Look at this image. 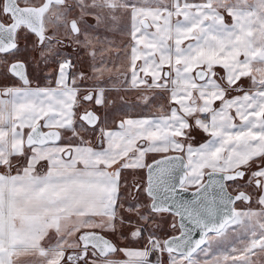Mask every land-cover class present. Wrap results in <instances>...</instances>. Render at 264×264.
<instances>
[{"label":"snow or ice","instance_id":"6c2138e0","mask_svg":"<svg viewBox=\"0 0 264 264\" xmlns=\"http://www.w3.org/2000/svg\"><path fill=\"white\" fill-rule=\"evenodd\" d=\"M118 14L132 22L131 87L152 91L139 97L145 108L166 103L113 130L97 112L105 90L87 86L102 70L89 77L62 50L94 59L108 42L96 33ZM40 63L55 64L45 87L30 78ZM0 79V264L264 256V0H0ZM196 130L209 138L194 147ZM148 153L165 155L146 163ZM164 224L178 234L161 238Z\"/></svg>","mask_w":264,"mask_h":264},{"label":"rangeland","instance_id":"374dc122","mask_svg":"<svg viewBox=\"0 0 264 264\" xmlns=\"http://www.w3.org/2000/svg\"><path fill=\"white\" fill-rule=\"evenodd\" d=\"M118 20H121L120 27L118 28L119 35H123V36L119 37L117 44L112 45V46L109 45L108 47L109 57H108L107 72L109 73V79L106 83H100V82L93 81V84L98 83L99 87H102L105 90L106 104L103 107H98L97 112L101 116L107 118V121H108L107 126L109 128H112L113 130H116V124L122 119H126V118L136 119V118H140L141 116L157 115L159 113V105L166 103L164 99L157 97L155 101H153L151 104H149L148 107L145 108L143 106V101L140 100L139 97L141 96L142 93L146 96H151L152 95L151 90L144 89L142 86H140V88L142 87L141 89L125 88V87L131 86V84L125 83V82H122L123 84L118 83L119 78H124L123 80L125 81L126 66H125L124 58L121 57V55L123 54L121 52L124 47L128 48V45L131 46L132 44V41L130 38V25H131L130 17L127 15L121 14ZM114 46H117L116 48H119V47L121 48L119 52V61L117 64H115L114 62V59H115V53L113 52ZM126 59H128V57ZM255 67H260V65H255ZM97 69H100L99 66L97 67ZM102 71H103V67H102ZM138 73H139L138 74L139 76H143V73H140V72ZM130 79L131 78H128L129 81ZM241 82L245 86H248L250 83L249 79L247 78H243ZM237 94H242V93H233V95H237ZM217 105H218V102H217ZM202 115L206 116L207 114H202ZM192 137L193 139L190 142L193 144L194 147L198 146L200 143L205 142L209 138L208 134L200 130L194 131L192 133ZM88 138L95 142V137H88ZM169 153H171V151ZM161 155H164V154L163 153H148L145 157V162L150 163L152 160L156 159L157 157ZM134 174L137 178L146 179V169L137 170ZM125 176L130 182V179L132 178L133 173L131 171L126 172ZM187 187L193 188L195 186H187ZM236 207L242 208L243 205L238 203ZM169 219L171 218L169 217ZM172 234L174 233L167 229L166 224L163 225L162 231L159 232V236L161 238H166L167 236H170ZM109 238L119 243L121 247L139 248L143 246L142 243L123 241L113 236H109ZM217 254L218 253L214 251L211 255H217ZM116 258L117 259H127V257H125L122 253L119 254ZM155 258H156L155 256L152 257L153 260H155ZM162 259H163V264H168L167 253L163 254ZM252 259L253 261L256 262V264H264V256H261L260 254L253 256Z\"/></svg>","mask_w":264,"mask_h":264},{"label":"flooded vegetation","instance_id":"af4514ba","mask_svg":"<svg viewBox=\"0 0 264 264\" xmlns=\"http://www.w3.org/2000/svg\"><path fill=\"white\" fill-rule=\"evenodd\" d=\"M118 15L120 18L121 14H118ZM120 21L121 20H118L117 23L115 24V26L109 27L107 30H105L104 27L102 26L101 29L96 33V35L100 36L101 38H106L108 42L96 45L97 51H96V56L94 59L92 56L89 55V50H86L84 48L76 49L75 47H67V48H64L62 50L64 54H67L70 56V58L73 60V63L76 65V67L78 69H80L81 71H84L89 77H91L93 75V64H95L96 68L99 66V68L101 70L103 67V71H102L103 75H101L100 76L101 78H99L98 81H96V82L106 83L109 79V73L107 72L108 57H109L108 56V47H109V45L112 46V45L117 44L119 37L123 36V35H119V31H118V28L120 27V24H121ZM130 31H131V25H130ZM116 47L117 46H114L115 51L113 50V52L115 53V59H114L115 64H117L119 61V54L118 53L121 50L120 47L119 48H116ZM121 53H123L122 55L120 54L121 57L124 58V60H125V66H126L125 76L127 75L128 78H131V68L129 66L130 46L128 45V48L124 47ZM26 55H28V58L30 60L31 54L26 53ZM127 57H128V59H126ZM141 63H142L141 61H137L138 65ZM53 68H55L54 63H50L47 66L43 63H40L39 67H37L35 64H31V66L29 67V72L31 74L30 78L32 79L33 85L35 86L38 84L41 87L48 86L53 79V77L48 75V74L52 71ZM123 79L124 78H119L118 83L123 84L122 82H125ZM3 83H8V81H4V80L0 79V84H3ZM129 83H130V81H129ZM92 84H93V80H89L87 82L88 87H91ZM52 86L54 87L55 85L52 84ZM125 88H132V87L129 86V87H125ZM141 88L139 87L138 89H141ZM45 130H47V129H45ZM171 153H177V152H171ZM167 154H170V153H167ZM161 156H163V155H161ZM161 156H159V157H161ZM159 157H157V158H159ZM131 179H130V181H131ZM204 180H205V176L203 177L201 183H203ZM193 188H196V187H193ZM177 234L178 233H174L172 235H177Z\"/></svg>","mask_w":264,"mask_h":264},{"label":"water","instance_id":"95a60500","mask_svg":"<svg viewBox=\"0 0 264 264\" xmlns=\"http://www.w3.org/2000/svg\"><path fill=\"white\" fill-rule=\"evenodd\" d=\"M169 156H175V155H182L180 153H170V154H167ZM162 157V156H161ZM161 157L157 158V159H160ZM185 162H186V159H185ZM151 163V162H150ZM146 175H147V170H146ZM204 184H208L210 183V178L207 174H205V180L203 182ZM196 192V188H189L187 187V190L186 191H181V195L185 198V199H193V194ZM211 192V190H210ZM193 238L196 239V238H199V232H194L193 233Z\"/></svg>","mask_w":264,"mask_h":264}]
</instances>
